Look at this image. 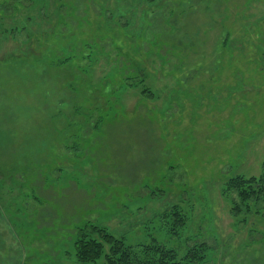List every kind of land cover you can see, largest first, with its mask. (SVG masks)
<instances>
[{
	"label": "rangeland",
	"instance_id": "374dc122",
	"mask_svg": "<svg viewBox=\"0 0 264 264\" xmlns=\"http://www.w3.org/2000/svg\"><path fill=\"white\" fill-rule=\"evenodd\" d=\"M263 162L264 0H0V264H104L94 226L264 264Z\"/></svg>",
	"mask_w": 264,
	"mask_h": 264
},
{
	"label": "trees",
	"instance_id": "16d2710c",
	"mask_svg": "<svg viewBox=\"0 0 264 264\" xmlns=\"http://www.w3.org/2000/svg\"><path fill=\"white\" fill-rule=\"evenodd\" d=\"M261 176L245 177L236 175L229 179L226 191L235 192L239 201L233 207L235 215L240 214L244 207L250 211V202L264 203V162ZM175 224L183 227L186 219L181 211L175 212ZM92 232L96 237H87L82 234L76 242V256L80 262H97L102 257L105 258L104 264H195L205 258L206 244L197 243L187 249L186 255L180 259L178 252L174 249L166 248L163 245L153 243L146 245L143 255L140 257L134 250L125 244L122 238H118L106 229L94 226ZM108 246V251L105 247Z\"/></svg>",
	"mask_w": 264,
	"mask_h": 264
}]
</instances>
